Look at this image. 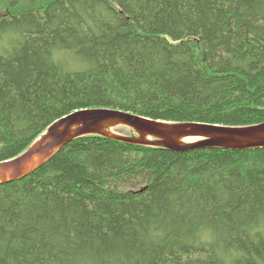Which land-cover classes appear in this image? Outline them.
I'll return each instance as SVG.
<instances>
[{
    "label": "trees",
    "instance_id": "obj_1",
    "mask_svg": "<svg viewBox=\"0 0 264 264\" xmlns=\"http://www.w3.org/2000/svg\"><path fill=\"white\" fill-rule=\"evenodd\" d=\"M83 109L264 123V0H0V162ZM0 264H264V147L75 138L0 185Z\"/></svg>",
    "mask_w": 264,
    "mask_h": 264
},
{
    "label": "water",
    "instance_id": "obj_2",
    "mask_svg": "<svg viewBox=\"0 0 264 264\" xmlns=\"http://www.w3.org/2000/svg\"><path fill=\"white\" fill-rule=\"evenodd\" d=\"M118 126L128 128L132 135L124 137L110 133L112 128ZM85 135H102L121 142L160 147L174 152L205 148L246 150L264 147V123L245 127L168 123L118 110L83 109L53 122L28 149L11 160L0 162V185L33 173L60 148Z\"/></svg>",
    "mask_w": 264,
    "mask_h": 264
},
{
    "label": "bare ground",
    "instance_id": "obj_3",
    "mask_svg": "<svg viewBox=\"0 0 264 264\" xmlns=\"http://www.w3.org/2000/svg\"><path fill=\"white\" fill-rule=\"evenodd\" d=\"M77 111H78V110H77ZM74 112H75V111H74ZM72 113H73V112H72ZM70 114H71V113H70ZM68 115H69V114H68ZM66 116H67V115H66ZM64 117H65V116H64ZM60 119H61V118H60ZM58 120H59V119H58ZM55 122H56V121H55ZM110 133H113V132L111 131ZM113 134H114V135H119V134H115V133H113ZM131 135H132V133H131ZM134 135H135V134H134ZM100 136H102V135H100ZM120 136H123V135H120ZM124 137H127V136H124ZM129 137H130V136H129ZM111 139H112V138H111ZM114 140H115V139H114ZM135 145H137V144H135ZM142 146H144V145H142ZM63 147H64V146H63ZM60 149H61V148H60ZM60 149H59V150H60ZM59 150H58V151H59ZM58 151H57V152H58ZM57 152H56V153H57ZM10 160H11V159H10ZM7 161H8V160H7ZM4 162H5V161H4Z\"/></svg>",
    "mask_w": 264,
    "mask_h": 264
},
{
    "label": "rangeland",
    "instance_id": "obj_4",
    "mask_svg": "<svg viewBox=\"0 0 264 264\" xmlns=\"http://www.w3.org/2000/svg\"><path fill=\"white\" fill-rule=\"evenodd\" d=\"M114 133V132H113ZM116 134V133H115Z\"/></svg>",
    "mask_w": 264,
    "mask_h": 264
}]
</instances>
